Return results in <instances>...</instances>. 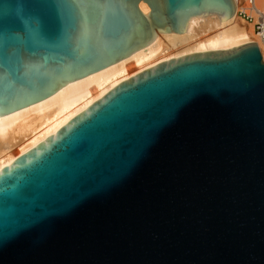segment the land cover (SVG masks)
I'll return each instance as SVG.
<instances>
[{"label": "water", "instance_id": "water-1", "mask_svg": "<svg viewBox=\"0 0 264 264\" xmlns=\"http://www.w3.org/2000/svg\"><path fill=\"white\" fill-rule=\"evenodd\" d=\"M237 5L0 0V118ZM0 264H264L259 47L144 70L2 168Z\"/></svg>", "mask_w": 264, "mask_h": 264}, {"label": "bare ground", "instance_id": "bare-ground-1", "mask_svg": "<svg viewBox=\"0 0 264 264\" xmlns=\"http://www.w3.org/2000/svg\"><path fill=\"white\" fill-rule=\"evenodd\" d=\"M234 17L200 32L157 34L152 44L96 73L74 81L52 96L0 118V170L43 142L113 88L162 62L201 52L222 51L256 44L264 56V43L252 25L241 22L237 0Z\"/></svg>", "mask_w": 264, "mask_h": 264}, {"label": "built area", "instance_id": "built-area-1", "mask_svg": "<svg viewBox=\"0 0 264 264\" xmlns=\"http://www.w3.org/2000/svg\"><path fill=\"white\" fill-rule=\"evenodd\" d=\"M237 14L246 24L252 25L254 34L264 43V0H242Z\"/></svg>", "mask_w": 264, "mask_h": 264}, {"label": "snow or ice", "instance_id": "snow-or-ice-1", "mask_svg": "<svg viewBox=\"0 0 264 264\" xmlns=\"http://www.w3.org/2000/svg\"><path fill=\"white\" fill-rule=\"evenodd\" d=\"M11 12L13 13H19V14H23V10L22 9H17L14 6H10L9 9ZM30 17H31V22L26 24V27L28 28H32L33 24L35 25H39L41 24V17L39 16V14L37 12H30L29 13Z\"/></svg>", "mask_w": 264, "mask_h": 264}, {"label": "rangeland", "instance_id": "rangeland-1", "mask_svg": "<svg viewBox=\"0 0 264 264\" xmlns=\"http://www.w3.org/2000/svg\"><path fill=\"white\" fill-rule=\"evenodd\" d=\"M241 22H244V21H242V20H240ZM245 23V22H244ZM246 24V23H245ZM263 56V55H262ZM263 61H264V56H263Z\"/></svg>", "mask_w": 264, "mask_h": 264}]
</instances>
